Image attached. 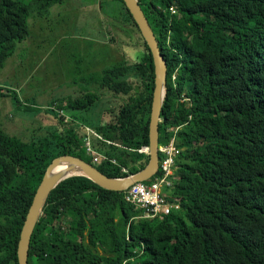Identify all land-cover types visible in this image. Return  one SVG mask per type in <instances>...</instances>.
I'll use <instances>...</instances> for the list:
<instances>
[{
    "label": "trees",
    "instance_id": "1",
    "mask_svg": "<svg viewBox=\"0 0 264 264\" xmlns=\"http://www.w3.org/2000/svg\"><path fill=\"white\" fill-rule=\"evenodd\" d=\"M137 1L166 61L158 145L174 139L181 150L172 188L181 210L143 219L123 191L70 176L47 197L28 264H264V0ZM64 2L0 0V71L31 37L30 19ZM99 2L108 18L122 16L143 49L85 79L101 93L85 89L60 107L72 124L57 122L28 142L0 128V264H18L20 233L51 159L68 153L92 163L86 128L101 138L89 135L103 155L92 164L107 176L133 174L148 162L138 150L148 146L152 57L122 0ZM102 91L115 105L93 124L75 120L71 111L91 112ZM67 216L73 229L62 225Z\"/></svg>",
    "mask_w": 264,
    "mask_h": 264
},
{
    "label": "rangeland",
    "instance_id": "2",
    "mask_svg": "<svg viewBox=\"0 0 264 264\" xmlns=\"http://www.w3.org/2000/svg\"><path fill=\"white\" fill-rule=\"evenodd\" d=\"M22 1L29 4L34 0ZM99 3L65 0L51 7L49 16L30 19L31 37L18 44L0 71V89L7 95L0 98V128L5 133L28 142L46 136L47 128L57 122L72 124L68 111L60 112V107H66L68 100L85 89L101 93L98 83L85 79L98 77L103 68L132 59L143 49L138 34L123 28L122 16L108 18ZM102 93V101L93 104L91 112L71 111L75 120L93 124L102 111L115 105L111 93ZM15 95L20 105L13 99ZM55 111L63 117L53 118ZM100 160L98 157L92 163ZM69 222L67 216L63 227L73 229Z\"/></svg>",
    "mask_w": 264,
    "mask_h": 264
},
{
    "label": "water",
    "instance_id": "3",
    "mask_svg": "<svg viewBox=\"0 0 264 264\" xmlns=\"http://www.w3.org/2000/svg\"><path fill=\"white\" fill-rule=\"evenodd\" d=\"M125 8L131 15L138 31L147 45L153 63V91L148 123V162L146 166L133 174L123 177H111L101 172L94 164L84 159L65 153L51 159L46 166L41 182L34 195L33 202L28 211L22 227L17 248L18 264H28L30 244L35 228L41 216L42 209L46 203L50 191L62 180L82 175L104 189L124 191L130 184L144 182L153 177L159 169L158 158V128L161 123L160 113L166 95V61L161 55L155 36L151 27L141 10L137 0H122ZM66 163L67 167L56 171V167ZM77 168L81 173L65 176L68 171Z\"/></svg>",
    "mask_w": 264,
    "mask_h": 264
},
{
    "label": "built area",
    "instance_id": "4",
    "mask_svg": "<svg viewBox=\"0 0 264 264\" xmlns=\"http://www.w3.org/2000/svg\"><path fill=\"white\" fill-rule=\"evenodd\" d=\"M168 10L172 15L176 13L173 6H170ZM178 129H174V131L176 132ZM86 132L87 135L83 139L86 153L91 154L95 160L98 157L103 159L102 155L91 149L89 135L101 138L89 128H86ZM138 151L148 154V146H143ZM180 152L181 150L176 147L174 139L167 146H158L159 169L157 173L147 181L130 184L123 191L126 203L138 210L141 218L163 220L166 216L181 210L180 198L172 194L174 183L179 177L177 160ZM110 161L116 162L115 159H110ZM122 170L126 171L124 168Z\"/></svg>",
    "mask_w": 264,
    "mask_h": 264
},
{
    "label": "bare ground",
    "instance_id": "5",
    "mask_svg": "<svg viewBox=\"0 0 264 264\" xmlns=\"http://www.w3.org/2000/svg\"><path fill=\"white\" fill-rule=\"evenodd\" d=\"M65 167H67V164L66 163H62V164L58 165L55 170L56 171H60L61 169L65 168ZM75 173H81V172H80L79 169L73 168L70 171H68L65 176H69V175H72V174H75Z\"/></svg>",
    "mask_w": 264,
    "mask_h": 264
}]
</instances>
